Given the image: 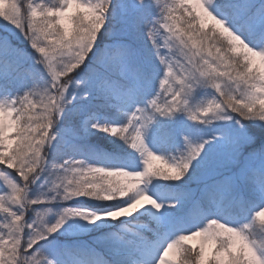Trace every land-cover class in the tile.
Returning <instances> with one entry per match:
<instances>
[{
	"label": "snow or ice",
	"instance_id": "1",
	"mask_svg": "<svg viewBox=\"0 0 264 264\" xmlns=\"http://www.w3.org/2000/svg\"><path fill=\"white\" fill-rule=\"evenodd\" d=\"M0 185V264H264V0H0Z\"/></svg>",
	"mask_w": 264,
	"mask_h": 264
},
{
	"label": "rangeland",
	"instance_id": "2",
	"mask_svg": "<svg viewBox=\"0 0 264 264\" xmlns=\"http://www.w3.org/2000/svg\"><path fill=\"white\" fill-rule=\"evenodd\" d=\"M40 0H37V3H39ZM212 95V90L210 89H203L201 90V94L199 99H207L210 98ZM190 100H192V97H189ZM198 100L196 102H198ZM178 119L181 120L182 123L184 124H188L189 122L183 118V116L178 117ZM106 138H110L111 140H117V145L114 147H111L109 145H107L104 140ZM95 142H99L102 145H99ZM90 143L92 144V146L97 150V152L99 153V158L97 159H90L89 162L96 164L97 166H117V167H123L126 168L127 170H141L142 169V164H141V158L139 157V155L135 152H133L132 150L128 149L126 146L123 145V143L121 141H119L117 138L114 137H108L103 133H97L94 136L90 137ZM148 143L150 145H155L158 142L154 141L151 137L148 138ZM106 145V146H105ZM110 148H113V150H110ZM122 150V151H121ZM123 151L124 154H123ZM120 154V155H125L123 158L124 160L122 161L124 164L123 165H117L114 164L115 162H113V156L116 154ZM160 154V153H158ZM12 175H14V173H12ZM40 181H37V184H39ZM161 183H157L155 180H152V182L146 183L142 186L143 190L146 192H150V193H155L157 194V198H159L158 193H157V189H159L160 191H163L164 189L161 186ZM0 191H3V186L0 185ZM116 201H97V200H90V199H85V198H79V199H75L72 201H68L67 204L69 206H73V207H78V208H85V209H89L92 211H98V210H102L104 208H107L113 204H115ZM150 206H145L143 209H141L142 212L145 213V215H150ZM257 224H259V220H257ZM102 227H107V225H102ZM70 232H73V230H70ZM73 234L75 235H79L82 238H88L91 236V232H80L78 230L74 231Z\"/></svg>",
	"mask_w": 264,
	"mask_h": 264
},
{
	"label": "trees",
	"instance_id": "3",
	"mask_svg": "<svg viewBox=\"0 0 264 264\" xmlns=\"http://www.w3.org/2000/svg\"><path fill=\"white\" fill-rule=\"evenodd\" d=\"M104 142L107 144V145H109V146H111V147H114L115 148V146L117 145V140H111L110 138H106L105 140H104ZM95 143H97V144H99V145H102L101 143H99V142H95ZM106 146V145H105ZM110 150H113V148H110ZM122 151V150H121ZM124 152L125 151H123V154H124ZM116 154V153H115ZM125 155H120V154H116V156L114 155L112 158H113V162H115L114 164H117V165H123L124 163L122 162L123 160H124V157ZM102 166H104V165H102Z\"/></svg>",
	"mask_w": 264,
	"mask_h": 264
}]
</instances>
